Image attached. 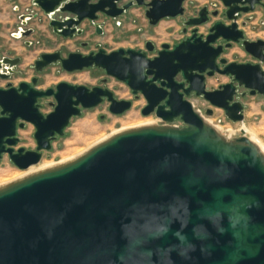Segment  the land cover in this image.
Listing matches in <instances>:
<instances>
[{"label": "water", "instance_id": "water-1", "mask_svg": "<svg viewBox=\"0 0 264 264\" xmlns=\"http://www.w3.org/2000/svg\"><path fill=\"white\" fill-rule=\"evenodd\" d=\"M186 1L32 4L55 34L74 38L85 33L86 22L102 34L106 20L132 7L143 8L149 25L184 17ZM256 6L264 9V0H212L183 20L188 35L160 48L147 40L145 49L98 46L65 56L42 52L35 59L37 73L51 64L67 72L100 68L132 95L143 96L141 114L162 122L120 129L72 159L0 185V264H264V154L245 135L222 134L188 99L191 93L201 96L236 122L243 119L239 96L246 90L264 95V40L247 39L238 24ZM36 15H20L21 24ZM220 15L229 22L212 21ZM208 22V32L199 33L198 26ZM32 32L19 29L14 35ZM232 43L257 62L221 57ZM20 60L0 54V78L9 79ZM215 74L229 81L208 87L207 77ZM106 80L92 87L60 81L38 89L33 76L0 87V161L7 154L19 169L38 164L72 117L103 101L112 114L128 110L131 100L116 98ZM49 96L53 109L44 114L38 99ZM176 118L182 126L171 124ZM25 122L35 128L34 149L15 148Z\"/></svg>", "mask_w": 264, "mask_h": 264}, {"label": "rangeland", "instance_id": "rangeland-1", "mask_svg": "<svg viewBox=\"0 0 264 264\" xmlns=\"http://www.w3.org/2000/svg\"><path fill=\"white\" fill-rule=\"evenodd\" d=\"M204 0H187L184 3L185 14L184 17L165 18L156 25H149L147 18H135L134 22H123L115 19H108L105 21L106 32L101 36H96L95 29L92 25L86 22L88 29L79 37L72 38L68 41L53 40L51 38L42 40H31L27 36L12 38L17 46L16 50L3 51L0 49V54H8L11 57H20L15 72L9 79L0 78V87H6L7 84L17 86L21 81L30 82L33 76L38 77L36 87L38 89H46L54 87L60 81H66L73 84H83L88 87L99 85L103 78H106L105 86L114 92L118 99L132 100L131 107L124 113L115 115L109 112L108 102L103 101L99 105L83 109L81 115L71 118L68 126L64 130L63 136H57L52 141V147L49 151H43L42 158L39 163H59L62 159H66L76 153H80L92 145H94L103 136L113 133L125 128L126 126L136 125L144 121L152 120L153 123H161L162 121L156 118L153 114L143 115L140 109L145 104V99L139 94L138 99H134L130 88L123 82L114 77L106 76L104 71L100 68L90 67L73 72L63 70L59 64H51L45 67L41 72L37 73L33 68L35 59L39 57L42 52H53L60 50L62 55H66L70 51H79L87 53L91 50H96L98 46L103 47L106 51H112L122 48L145 49V41L151 40L155 43L157 48H160L162 43H173L180 41L190 33V28L185 33L182 32V22L188 17L195 15L205 4H209L212 0L204 3ZM215 1V0H213ZM219 9H222V4L218 2ZM246 17H249L246 20ZM117 19V18H116ZM222 19L224 22L229 21L220 16L213 17V20ZM244 22V23H243ZM211 22L198 26V32L205 35ZM239 27L243 30L244 35L249 40L263 39L264 40V9L261 6H256L255 10L242 16L238 19ZM26 25H20L19 29H26ZM94 29V32L91 30ZM86 34V35H85ZM29 42L28 46L24 45V41ZM82 42H87L86 46H82ZM48 50V51H44ZM151 56V53H148ZM221 57L228 61L236 62H257L251 55H249L239 43H232L230 47L226 48L221 54ZM264 69V62L260 63ZM229 78L225 75L215 74L212 77H207V86L210 88H217L220 84L226 83ZM239 91H245L240 88ZM188 99L193 103L194 107L201 112V114L208 119L211 124L219 126L221 133L225 136H240L245 135L249 138L252 134L256 139L264 144V95L249 94L246 90L244 96H239V100L244 105L243 119L241 121L233 122L229 120L222 109L210 106V104L201 96L192 94ZM40 110L46 114L53 109L54 102L52 96L38 99ZM211 107L213 109L212 115H206L205 110ZM171 124H183L179 118H176ZM124 126V127H123ZM123 127V128H122ZM245 127L246 129H242ZM34 126L25 122L24 127L18 128L17 137L18 142L15 148L23 147L25 149H34L36 146L33 137ZM249 131V132H248ZM251 132V133H250ZM86 148V149H85ZM63 159V160H64ZM38 165V164H36ZM27 169H19L11 163L7 154H3L0 161V183L20 175Z\"/></svg>", "mask_w": 264, "mask_h": 264}, {"label": "crops", "instance_id": "crops-1", "mask_svg": "<svg viewBox=\"0 0 264 264\" xmlns=\"http://www.w3.org/2000/svg\"><path fill=\"white\" fill-rule=\"evenodd\" d=\"M33 0H0V49L3 51H11L16 50L17 46L12 40L15 37V33L17 28L22 25L20 20V15L27 13H36L35 17L31 19H27V27L32 28L33 32L27 37L31 40H42L51 38L53 40H62L68 41L72 38H64L55 34L51 27L48 25L47 17L42 13V11L35 5L32 4ZM204 3L208 2V0H204ZM143 18L146 20L144 15V10L142 7H132L128 10V12L121 17L115 19V22L119 20L121 23L127 22L132 23L135 21V18ZM165 19V18H164ZM162 20V19H161ZM160 20V21H161ZM159 21V22H160ZM107 28L104 24L103 33L97 34L96 36H101L106 32ZM94 32V29L91 30ZM86 35V34H85ZM75 36L76 37H79ZM24 45H27V41L25 40ZM48 51V50H44Z\"/></svg>", "mask_w": 264, "mask_h": 264}, {"label": "bare ground", "instance_id": "bare-ground-1", "mask_svg": "<svg viewBox=\"0 0 264 264\" xmlns=\"http://www.w3.org/2000/svg\"><path fill=\"white\" fill-rule=\"evenodd\" d=\"M206 119V118H205ZM206 121H208L209 123H211L208 119H206ZM150 123H153L152 122V120H151V122L150 121H144V122H142V123H138V124H136V125H132V126H128V127H133V126H138V125H144V124H150ZM218 131H220L221 132V128L219 127V126H217V125H213ZM124 127V126H123ZM122 127V128H123ZM127 126L125 127V128H128ZM242 129H246L245 127H242ZM247 130V129H246ZM116 131L114 130L113 131V133H115ZM249 132V131H248ZM112 133V134H113ZM251 133V132H250ZM111 135V133H109V135H105V136H103L101 139H99L96 143H98L99 141H102L103 139H105V138H107V137H109ZM257 146H258V148H259V150L264 154V144H262L261 142H260V140H258V139H256V137H255V135L254 134H252V137L250 138ZM86 149V148H85ZM85 151V150H84ZM83 152V151H82ZM82 152H80V153H76V155L74 154V155H72V156H70V157H68V158H66V159H62V161L61 162H63V161H66V160H69V159H72V158H74V157H76V156H78L79 154H81ZM60 162V161H59ZM51 165H54V163L52 162V163H44V164H41V163H38V165H32V166H30L29 168H27V170L26 171H24L23 173H21L20 175H17L16 177H14V178H11L10 180H6V181H3V182H1L0 183V185H2V184H5V183H7V182H9V181H11V180H14V179H17V178H20V177H23V176H25V175H27V174H29V173H32V172H34V171H38V170H40V169H44V168H47V167H50Z\"/></svg>", "mask_w": 264, "mask_h": 264}, {"label": "flooded vegetation", "instance_id": "flooded-vegetation-1", "mask_svg": "<svg viewBox=\"0 0 264 264\" xmlns=\"http://www.w3.org/2000/svg\"><path fill=\"white\" fill-rule=\"evenodd\" d=\"M177 79H178V80H181V78H180L179 76L177 77ZM192 94H194V93H191V95H192ZM191 95H190V96H191ZM195 96H196V95H195ZM133 97H134V99H138V98H139V95H138V96H134V95H133ZM131 105H132V100H131ZM148 115H150V114H148ZM151 115H152V114H151Z\"/></svg>", "mask_w": 264, "mask_h": 264}, {"label": "built area", "instance_id": "built-area-1", "mask_svg": "<svg viewBox=\"0 0 264 264\" xmlns=\"http://www.w3.org/2000/svg\"><path fill=\"white\" fill-rule=\"evenodd\" d=\"M159 119V118H158ZM160 120V119H159ZM182 121V120H181ZM183 123V122H182ZM183 124H181L180 126H182ZM179 126V125H178Z\"/></svg>", "mask_w": 264, "mask_h": 264}]
</instances>
